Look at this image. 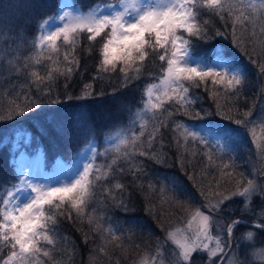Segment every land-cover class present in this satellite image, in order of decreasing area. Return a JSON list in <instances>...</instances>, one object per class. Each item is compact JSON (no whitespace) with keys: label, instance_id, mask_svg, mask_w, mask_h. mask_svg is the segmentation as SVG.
<instances>
[{"label":"trees","instance_id":"16d2710c","mask_svg":"<svg viewBox=\"0 0 264 264\" xmlns=\"http://www.w3.org/2000/svg\"><path fill=\"white\" fill-rule=\"evenodd\" d=\"M71 1L77 5L82 4L86 10L98 2H105ZM61 2L62 0H0V35L3 36L0 48L9 50L22 44L19 52V63L22 65L24 58L36 54V50L29 47V42L39 35L38 25L54 13ZM204 19L212 21L208 38L193 39V55L208 56L213 49L219 48L243 65L247 79L243 84L241 98L237 100L234 95L226 96L223 85H213L208 80L206 84L201 83L200 87H190V95L197 100L188 109L189 115L183 114L182 110L176 111L167 103V111L158 110L155 116L152 113L145 114L141 121L145 124V134L136 141L137 145H141L136 151L147 148L148 132L157 124L162 122L165 127L160 128L162 135H158L151 148L147 149L155 159L147 156L136 158L137 163L143 164L144 174L135 180L127 173L103 180L95 200L84 209L82 219H77L74 209L71 219L66 218L67 212L57 217L54 244L43 249L49 251L50 256L30 260L29 264H135L146 249L153 248L158 240L165 237L174 223L189 217L196 209L204 208L206 199H210L213 193L237 190L247 183L249 177L253 178V171L250 169H254L258 163L252 141L247 136L243 140H234L237 143L231 142V152L221 156L213 155L206 143L198 139L189 138L185 145L181 138L179 148L174 139L173 130L178 122L187 126L210 124L236 128L234 121L226 119V115L241 118L242 113L250 111L251 115L245 119H251L264 95V74H261L259 68L260 64H264V53H261L259 47L264 36L259 35V26L257 25L256 47L253 51V45L247 38L248 33H243L242 45L236 47L230 25L225 27L219 18L207 15ZM217 29L223 34L217 35ZM103 42L102 37H97L89 51L87 34L81 35L76 52L79 58L78 70L68 80L59 76L51 85L50 95L42 98L43 103L39 109L0 122V186H10L20 178L15 159L18 150L15 146L18 142H22L31 152L42 150L47 169L56 167L60 160L71 161L80 155L90 141H97L99 144L95 164L105 165L101 172L107 171L106 166L119 155L107 146V138L118 129L127 128L133 114L143 108L145 88L160 78L164 62L153 57L145 64L143 75L126 84L119 68L114 73L98 72L101 59L99 50ZM67 50L62 47L59 53H55L46 48L40 65H33L20 74L13 70L10 75H0V106L4 112L8 110L9 101L16 99L17 92H27L33 99H37L40 92L35 84L30 83L31 78L27 74L35 69L41 76H47L50 68L64 69L67 66L64 61ZM49 56L52 57L51 60L48 59ZM6 63L7 58L0 61V64ZM86 85L90 86L87 91L91 95H85ZM16 102L22 103L23 96ZM169 112L173 115L169 116ZM196 113L200 114L199 117ZM21 132L30 133L31 141L20 140L17 133ZM135 132L140 135L139 124L135 126ZM209 153L213 157L211 163L206 155ZM157 160L162 162L158 163ZM225 165L235 167L225 169ZM119 167L128 168L129 165L118 160L114 168ZM260 182L264 184V177L260 176ZM116 183L125 186L123 191L114 188ZM103 189H110L111 196ZM242 207L238 199L229 205L223 212L226 222L242 216L247 221L264 223V220L258 219V211L264 208V201L254 197L252 211L249 213L239 211ZM232 209H237L234 214ZM89 218L94 222L90 224ZM109 229H113V232L110 233ZM250 231L260 236L256 245L264 242V232L253 227L236 229L233 242L240 241L241 234ZM117 232L122 234L119 236ZM8 255L5 250L4 258ZM196 258L197 254H194L193 261L196 262Z\"/></svg>","mask_w":264,"mask_h":264},{"label":"snow or ice","instance_id":"6c2138e0","mask_svg":"<svg viewBox=\"0 0 264 264\" xmlns=\"http://www.w3.org/2000/svg\"><path fill=\"white\" fill-rule=\"evenodd\" d=\"M205 15L219 18L225 27L230 25L236 47H241L243 33H248L247 38L255 51L257 25L259 35L264 36V0H105L104 3L98 2L87 10L82 4L62 0L57 10L38 25L39 35L29 42V47L36 50L35 55L24 58L21 65L19 52L22 44L9 50L0 48V61L7 58L6 65L0 64V75L4 73L10 75L13 70L20 74L33 65H40L46 48L55 53H59L62 47L68 49L64 53L67 65L64 69L50 68L47 76H41L35 69L27 74L31 78L30 83L35 84L40 92V96L33 99L27 92H17L16 99L9 101L6 113L0 106V122L39 109L43 103L42 98L50 95L51 85L56 79L63 76L68 80L73 72L78 70L79 58L76 52L83 34H87L90 42L89 51L97 37L104 40L99 50L101 59L98 72L114 73L119 68L126 84L139 79L143 75L145 64L153 57H158L159 61L164 62L161 65L162 77L159 85H147L145 88L143 108L133 114L127 128L118 129L110 136L111 150L119 155L106 166L107 171L101 172L105 165L94 163L97 152L90 141L88 158L80 162L75 171L69 170L70 176H62L54 182L18 177L16 183L0 186V264H29L30 260H39L41 256L49 257V251L43 249L54 244L58 216H63L67 212L66 218L71 219V212L74 209L77 219H82L84 209L95 200L103 180L126 173L131 174L135 180L144 174L143 164L137 163L136 158L147 156L149 159H155L147 149L151 148L158 135H162L160 128L165 127L162 122L157 124L148 132L147 148L136 151L135 149L141 147L136 141L145 134V124L141 123L145 114L152 113L155 116L158 110L167 111L165 107L167 103L176 111L182 110L183 114L189 115L188 109L197 100L190 95V87H200L201 83L206 84L208 80H211L213 85H223L226 96L234 95L237 100L241 98L243 84L247 79L243 65L219 48L213 49L208 56L193 55V39L208 38L209 25L212 21L204 19ZM216 34L223 33L217 29ZM0 39H3L2 35ZM259 47L261 53H264V40L259 42ZM48 59L51 60L52 57L49 56ZM259 68L261 74H264V64H260ZM161 86L164 87L166 101H162L157 94ZM89 87L85 86V95H91L87 91ZM21 95L23 102L17 103L16 100L20 99ZM38 100L40 102H37ZM228 112H231L230 108ZM168 115L172 116L173 113L169 112ZM195 115L199 117L200 114ZM250 115L249 111L242 113L241 118L231 114H227L225 118L234 121L236 125L247 126L251 122L245 118ZM137 124L140 125L139 136L135 132ZM173 131L178 148L181 146V138L185 145L191 138L202 143H207L210 139L222 150L225 145L233 142L239 133L238 128L209 124L204 128L202 135L189 130L182 122L176 123ZM23 134L27 136V133ZM129 148L133 150L129 151ZM260 150L264 153V147ZM206 155L211 163L212 155L210 153ZM118 160L127 162L129 167L114 168ZM224 167L226 169L235 165ZM260 173L264 175V169H260ZM114 188L123 191L125 186L116 183ZM103 190L111 196L110 189ZM254 196L264 201V185L258 184L256 179L247 180L246 186L227 194L213 193L211 199H206L207 211L197 210L188 222L189 228L193 222L197 224L193 235L185 236L180 230L167 234V241L174 246V250L168 253L173 256L174 264H194V254L206 256V264H264V248L254 250L250 254L251 259L249 254L240 259L238 249L234 250L231 243L236 229L253 227L259 232H264V223L249 225L242 216H237L228 220L226 226H222L223 231L219 235L213 237L211 234V227L215 223L214 214L218 216L225 212L237 199L243 206L239 211L249 213L252 211L251 203ZM236 210L232 209V213L234 214ZM258 219L264 220V208L258 213ZM88 222L91 224L94 221L89 218ZM109 232L112 233L113 229H109ZM255 236L256 233L250 231L242 233L239 239L245 242L247 247L255 249ZM205 241H212L214 246ZM163 249L164 245L158 242L156 256L146 257L140 264H164ZM5 250L9 253L7 258L3 256Z\"/></svg>","mask_w":264,"mask_h":264},{"label":"rangeland","instance_id":"374dc122","mask_svg":"<svg viewBox=\"0 0 264 264\" xmlns=\"http://www.w3.org/2000/svg\"><path fill=\"white\" fill-rule=\"evenodd\" d=\"M68 3H73L71 0H67ZM86 10V9H85ZM162 77V73L160 74V78L153 84L150 85H159L160 79ZM160 96V99L162 101H165L167 97L164 95V87L161 86L159 88V92L157 93ZM169 94L171 95V89H169ZM258 96V93H257ZM257 108L254 115L252 118L248 119L251 123L247 126L243 125H237L236 128H239L240 134L237 135L235 140L247 138L252 141V147H253V152L255 153V158L256 162L258 163L255 165L254 169L251 168V172L253 171V178L249 177V179H256L257 183L262 185L260 182V176L264 177L260 173V169H264V153L261 152V147H264V95H262L260 105ZM253 126H254V135H253ZM189 130L201 133L202 135L204 134V128L206 125L204 124H198V125H188L187 126ZM242 127V129H241ZM18 134V133H17ZM19 139L24 140V142H30L31 141V135L30 133H27V136L21 132L19 134ZM237 143V141H233L232 143ZM107 146L111 148V140L110 137L107 138ZM245 143V142H244ZM92 147L96 149V152H99V144L97 141H94L91 143ZM207 147L211 151V153L215 156H221L222 154L226 153L229 154L231 152V142L228 143L227 145L224 146L223 150L221 148H218L214 142H212L209 139V142L206 143ZM16 163H17V168L18 172L21 174L23 173L24 175H20V178H26L30 177L33 180H39V181H56L60 179L62 176H70L71 173L69 170L75 171L78 167L80 162L85 161L88 156H89V145L85 147L83 151H81L80 155L75 156L71 161L69 160H60L56 167L53 169H47L45 167V160H44V153L42 150H37L35 152H31L28 149H26L23 145L22 142L16 143ZM124 146H122L123 148ZM242 148V147H241ZM239 152V151H238ZM218 158V157H217ZM96 160V159H95ZM261 160V161H260ZM95 163V161H94ZM247 184V183H246ZM246 184L244 186H246ZM264 185V184H263ZM243 186V187H244ZM242 188V187H240ZM233 191V190H231ZM235 191V190H234ZM229 193V192H227ZM224 193V194H227ZM257 199H260L258 196H254ZM253 197V199H254ZM212 198V197H211ZM210 198V199H211ZM261 200V199H260ZM231 205V204H230ZM262 206V205H261ZM197 210H202V211H207L205 206L204 208L196 209L189 217L183 218L182 220L178 221L176 224L174 223L171 228L168 230L167 234L169 232H175L177 230H180V232L185 235V236H191L194 234L197 224L196 222H193L192 227H188V222L191 220L192 216L196 213ZM261 209L258 211L260 213ZM226 218L224 217L223 212L220 215H215L214 214V221L215 223L211 227V234L213 237L219 235L223 231L222 226H226ZM261 223V222H260ZM117 231L119 229H116ZM117 235H121L122 233L117 232ZM246 233V232H245ZM163 237L162 239L158 240L155 246L151 249H146L141 257H139L136 261L135 264H140L141 260L146 258V257H152L156 256L157 250H158V242L161 245H164V264H174V258L173 256L169 255V252H172L174 250V246L171 244V242L167 241L166 237ZM259 234L255 236V240H259ZM232 238V245L233 249L237 250L238 249V255L240 259H244L245 254H249V259H251L250 254L254 250H258L260 248H264V242L263 243H258V245L255 244V249L251 247H247L245 242L237 241L236 243L233 242ZM206 243H209L210 246H214L212 241H205ZM196 262L194 261V264H206L207 258L203 254H197Z\"/></svg>","mask_w":264,"mask_h":264},{"label":"water","instance_id":"95a60500","mask_svg":"<svg viewBox=\"0 0 264 264\" xmlns=\"http://www.w3.org/2000/svg\"><path fill=\"white\" fill-rule=\"evenodd\" d=\"M249 225H252L253 223H258V222H251V221H247Z\"/></svg>","mask_w":264,"mask_h":264}]
</instances>
